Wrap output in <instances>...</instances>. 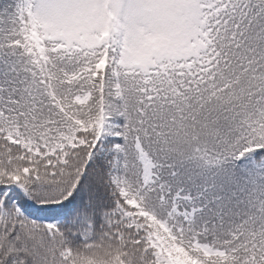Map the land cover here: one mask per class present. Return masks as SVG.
I'll use <instances>...</instances> for the list:
<instances>
[{
	"label": "snow or ice",
	"instance_id": "snow-or-ice-1",
	"mask_svg": "<svg viewBox=\"0 0 264 264\" xmlns=\"http://www.w3.org/2000/svg\"><path fill=\"white\" fill-rule=\"evenodd\" d=\"M0 264H264V0H0Z\"/></svg>",
	"mask_w": 264,
	"mask_h": 264
}]
</instances>
